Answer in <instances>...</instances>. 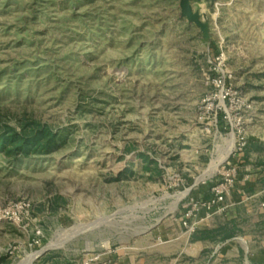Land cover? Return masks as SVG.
<instances>
[{
    "label": "rangeland",
    "instance_id": "374dc122",
    "mask_svg": "<svg viewBox=\"0 0 264 264\" xmlns=\"http://www.w3.org/2000/svg\"><path fill=\"white\" fill-rule=\"evenodd\" d=\"M179 1L0 0V134L37 122L58 136L47 156L0 154V210L25 204L0 224V264H264L250 196L183 224L232 136L198 123L215 80L241 92L245 137L264 143V0L192 2L209 43ZM227 224L231 240H193Z\"/></svg>",
    "mask_w": 264,
    "mask_h": 264
},
{
    "label": "built area",
    "instance_id": "2783aa9c",
    "mask_svg": "<svg viewBox=\"0 0 264 264\" xmlns=\"http://www.w3.org/2000/svg\"><path fill=\"white\" fill-rule=\"evenodd\" d=\"M221 57L223 58V55ZM214 85L215 90L206 95L201 101L197 114L198 123L204 126L203 129L206 133H210L213 128L217 130L219 125L222 124L225 127L230 126L234 137L232 153L233 157H235L242 154L248 146L241 123L243 115L247 109H250V105L246 104L241 92L227 88L225 77L215 80ZM230 116L231 118L233 117V121H231ZM233 122H237L235 126L232 125ZM220 167L219 176L212 184L209 198L191 201L183 216L185 220L183 223L184 227L190 234L196 231V223L192 221L197 220L200 212H204V219L200 220L204 221L210 219L214 214L224 213L229 207L226 202L235 188L238 168L232 163L230 158L226 159ZM22 207H25L23 202L7 204L3 210H0V224H19L20 218L16 215V211L22 209ZM261 208L264 209V203L261 204ZM39 234L40 232H38Z\"/></svg>",
    "mask_w": 264,
    "mask_h": 264
},
{
    "label": "trees",
    "instance_id": "16d2710c",
    "mask_svg": "<svg viewBox=\"0 0 264 264\" xmlns=\"http://www.w3.org/2000/svg\"><path fill=\"white\" fill-rule=\"evenodd\" d=\"M58 147V136L50 127L32 122L24 125L20 131L5 128L0 134V154L10 161H17L18 158L29 159L34 156H47ZM200 235H194V241H219L225 242L231 240L236 234V228L225 227L214 231L199 232ZM264 255V253H263ZM53 260V258L44 257L43 261ZM6 262L5 257L0 258V263Z\"/></svg>",
    "mask_w": 264,
    "mask_h": 264
},
{
    "label": "crops",
    "instance_id": "0c3cea01",
    "mask_svg": "<svg viewBox=\"0 0 264 264\" xmlns=\"http://www.w3.org/2000/svg\"><path fill=\"white\" fill-rule=\"evenodd\" d=\"M264 143L258 141L257 143H248L244 155L240 159L236 156L231 160L232 163L238 168V176L231 196L227 199L226 204L229 206L224 212L227 213L233 207L244 203L245 197L250 196V199H255L259 206L260 212L264 214V209H261V204L264 203ZM239 164V167H238ZM199 182H194L189 188V192L200 193L204 192L202 199H208L210 196V185L207 189H204L199 185ZM247 194V195H246ZM215 215L220 214H214ZM204 212H200L199 217H203ZM211 217V218H212ZM209 220V219H208Z\"/></svg>",
    "mask_w": 264,
    "mask_h": 264
},
{
    "label": "water",
    "instance_id": "95a60500",
    "mask_svg": "<svg viewBox=\"0 0 264 264\" xmlns=\"http://www.w3.org/2000/svg\"><path fill=\"white\" fill-rule=\"evenodd\" d=\"M194 1H200V0H180L179 1L178 7L180 10V18L186 19L189 23H192V24L196 25L197 27H199L201 29V31L203 32V34L205 35L207 43H209V37L207 34L206 25L200 21L199 16L196 13H193L191 3ZM210 1L213 2L214 0H210ZM188 193H189V191H188ZM152 228L153 227H151L147 231L151 230ZM48 250H49L48 247L44 248L39 253V257L44 255Z\"/></svg>",
    "mask_w": 264,
    "mask_h": 264
},
{
    "label": "bare ground",
    "instance_id": "6f19581e",
    "mask_svg": "<svg viewBox=\"0 0 264 264\" xmlns=\"http://www.w3.org/2000/svg\"><path fill=\"white\" fill-rule=\"evenodd\" d=\"M229 146H228V148H227V150H226V152H225V155H224V158H223V160L220 162V161H218V162H216V161H213L212 162V164H211V166H210V168H209V170L205 173V175L204 176H212L213 174H215V172L217 171V169H218V166H219V164L220 163H222V162H224L227 158H228V156L230 155V153L232 152V150H233V147H234V137L233 136H230V138H229V144H228ZM204 176H202V179H203V177ZM177 204V203H176ZM176 204H175V206H174V209H175V207H176ZM53 245H49L48 246V248H51ZM30 260L31 259H28V263L30 262Z\"/></svg>",
    "mask_w": 264,
    "mask_h": 264
}]
</instances>
